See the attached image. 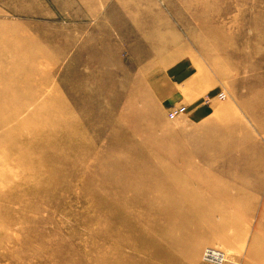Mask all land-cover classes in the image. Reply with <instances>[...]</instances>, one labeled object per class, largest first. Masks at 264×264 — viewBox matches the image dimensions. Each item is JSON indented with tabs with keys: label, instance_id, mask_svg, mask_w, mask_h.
I'll list each match as a JSON object with an SVG mask.
<instances>
[{
	"label": "rangeland",
	"instance_id": "1",
	"mask_svg": "<svg viewBox=\"0 0 264 264\" xmlns=\"http://www.w3.org/2000/svg\"><path fill=\"white\" fill-rule=\"evenodd\" d=\"M210 248L264 264V0H0V264Z\"/></svg>",
	"mask_w": 264,
	"mask_h": 264
},
{
	"label": "bare ground",
	"instance_id": "2",
	"mask_svg": "<svg viewBox=\"0 0 264 264\" xmlns=\"http://www.w3.org/2000/svg\"><path fill=\"white\" fill-rule=\"evenodd\" d=\"M204 258L208 261L219 264L224 262V260L226 259V254L223 251L218 250L216 248H210L205 251ZM115 262L116 264H121L120 261L116 260V258H115Z\"/></svg>",
	"mask_w": 264,
	"mask_h": 264
},
{
	"label": "built area",
	"instance_id": "3",
	"mask_svg": "<svg viewBox=\"0 0 264 264\" xmlns=\"http://www.w3.org/2000/svg\"><path fill=\"white\" fill-rule=\"evenodd\" d=\"M220 98L221 99H225L226 98V94L225 93H221L220 94ZM185 112H186V107L185 106L179 107V108H177V109H175V110H173V111H171L169 113V118L172 119V120H174L177 117L183 115Z\"/></svg>",
	"mask_w": 264,
	"mask_h": 264
}]
</instances>
